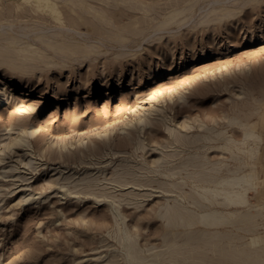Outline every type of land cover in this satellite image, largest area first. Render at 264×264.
Instances as JSON below:
<instances>
[{"label": "rangeland", "instance_id": "374dc122", "mask_svg": "<svg viewBox=\"0 0 264 264\" xmlns=\"http://www.w3.org/2000/svg\"><path fill=\"white\" fill-rule=\"evenodd\" d=\"M13 1L21 0H3V7L9 11ZM91 3L103 19L90 13L68 22L69 36L89 49L37 42L45 54L0 55L12 65H0V264H128L119 227L137 235L145 255L166 249L169 229L159 214L167 200L192 192L188 175L196 170L172 181L151 173L164 170L153 164L162 151L176 150L165 147L168 127L195 136L205 124L241 140L230 120L256 123L262 141L252 161L264 200V0ZM22 7L11 20L15 32L59 26L46 10ZM176 9L184 12L169 20ZM20 136L25 141L13 144ZM221 145L183 151L167 167L197 152L226 174L239 162ZM164 181L169 194L159 189ZM250 200L257 202L254 192ZM116 209L126 218L120 225ZM241 234L238 244L263 235L264 225Z\"/></svg>", "mask_w": 264, "mask_h": 264}, {"label": "bare ground", "instance_id": "6f19581e", "mask_svg": "<svg viewBox=\"0 0 264 264\" xmlns=\"http://www.w3.org/2000/svg\"><path fill=\"white\" fill-rule=\"evenodd\" d=\"M0 1V55L3 54L2 52L6 50L9 52L12 49L26 54V56L45 54V52H41L37 42L51 50L59 45L65 47L62 50L89 49L88 45L83 47L69 36L73 28L68 22L75 23L84 20L85 14L90 13L95 18L103 19L105 17L104 10L93 6L91 3L93 0L13 1L14 6H11L9 11L3 7V0ZM25 2L35 6L33 12L46 10L59 23V26L55 28L54 26H39L32 28L33 30L27 29L26 32H15V24L11 20L17 17L16 13L23 8ZM61 6L68 7V13H65ZM183 12L181 9L172 11L169 20ZM27 13L30 12L27 11ZM108 21L110 20L105 19L106 23ZM3 64L8 67L12 66L7 63ZM3 64L0 63V65ZM154 110L155 108L150 109V111ZM230 123L242 129L243 138L241 140L228 136L225 130L217 131L214 127L210 128L205 124L199 125L205 133L195 136H189L187 133L180 136L176 134L175 129L167 128L168 137L165 147L174 146L176 150L172 153L162 151L163 155L157 161H153V164L155 167L164 168V170H151V173L157 172L166 180L172 181L179 178L182 170L193 166L196 170L190 176L188 175V178L192 180L193 190L191 193L178 195L172 201L167 200L162 207L159 217L169 229L165 236V241L169 239L166 249L145 255L138 243L137 235L129 229L119 227L118 241L125 250L128 264H264V234L252 236L247 242L238 244L237 241L243 239L244 236L241 233L255 232L260 225H264V222H258L260 217H264V200L261 197L263 180L259 178L258 171L252 161L259 152L262 135L254 129L256 123H244L239 118H232ZM138 124L141 125L140 129L142 130L147 125V121L141 116ZM181 127L187 130L194 126L183 123ZM36 130V128H32L30 134H35ZM24 141L25 139L20 136L13 144ZM138 142L140 144V141ZM217 142L222 143L219 148L222 149L224 156L231 155L234 160L239 162L237 167L227 169L226 174H221L222 166L220 164V166L217 163L211 164L208 156L204 160L200 159L197 152L187 161L180 162L181 164L171 169L167 167L175 162L183 151L194 148L197 150L202 147L209 150L214 148V143ZM246 168L250 169L247 171ZM168 181H164L159 186V189L167 194L172 191ZM116 182L120 186L131 184L144 187L147 185L143 183L144 181L136 183L130 179L124 181L118 179ZM179 183L186 184L187 182L183 180ZM173 184L175 188L182 186L176 185L178 183ZM251 192H254L257 197L255 203L250 200ZM151 195V193L148 194V196ZM113 214L118 225H120V219L123 222L126 219L119 209H116ZM195 227L196 232H193ZM180 228L185 231L180 232ZM221 228H226L227 231H221Z\"/></svg>", "mask_w": 264, "mask_h": 264}]
</instances>
